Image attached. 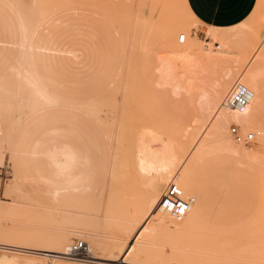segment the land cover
<instances>
[{"label":"bare ground","instance_id":"1","mask_svg":"<svg viewBox=\"0 0 264 264\" xmlns=\"http://www.w3.org/2000/svg\"><path fill=\"white\" fill-rule=\"evenodd\" d=\"M4 1L2 0L17 18L21 44L16 64L0 79L2 128L0 168L4 161L3 151L8 153L13 167L10 144L18 127L34 114L60 106L76 108L95 120L105 132L110 150L113 152L106 199L102 196L75 208L53 209L33 203L13 182L7 184L4 190L7 197L12 198V202L2 211V215L9 217V221L11 218L16 225L11 232L6 233L7 238L0 239V261L8 264H106L100 262L105 261L112 264L121 257L119 264H222L218 263L219 254H216V258H213V255L202 258L199 254L203 252V244L207 243L208 239H213L215 231L211 227L196 223L195 219L189 216V211L177 220L160 208L159 200L169 184L174 183L179 186L185 181L209 151H220L236 159L246 154L242 145L251 144L255 141V137L259 143L264 144V117H262L264 112L259 110L257 115L258 106L250 109L251 106L248 105L250 108L247 106L244 112L238 113L230 109L226 102L236 83L247 87L252 93V99L256 93L262 92L258 90V86L264 90V68L260 71L264 63L262 61L259 64V58L264 54V38H257V35L251 31L249 35L247 33L249 37H245V32H249V29L218 30L204 26L187 10L184 0H178L180 9L176 13L177 23L180 25L175 27V23L172 24L173 29L170 27L167 29L166 25L157 28L161 29L159 30L160 47L155 49L154 54L152 53L155 61L152 85L155 93L164 95L165 101L176 104V107L180 105L183 112L181 121L169 119L170 116L166 115L169 111L165 112L168 107H162L164 109H160L162 112L160 114L157 110L151 111L152 108L147 110L146 104L144 108L138 107L142 113L136 111L138 116H132L133 112L127 109L130 106L127 105V101L131 96L134 98L133 94L137 92L134 89V81H127L131 78L128 75L127 79L124 77L126 80L121 76L120 81L124 92L121 94L123 98L118 97V100L123 99L122 106L118 109L123 108L117 118H112L107 115L101 116L97 108L112 106L110 98H100L83 103L84 105L66 103L47 92L33 73L31 63L33 41L40 28L55 16L54 13L56 14L60 9L63 1L32 0L29 4L24 0ZM170 1L164 3V7H167ZM261 14L263 20L264 12ZM129 16H122L116 20H122L125 26L129 23L132 26L129 30L130 37L133 38L132 33L138 32L137 41L140 48L148 51L152 41L148 43L144 40L145 37L152 35L153 22L151 30L150 22L146 24L147 18H141L137 12L133 20ZM194 26L206 28L208 37L206 40H210L209 43L207 41L202 45L197 42L198 36L192 29ZM124 29L126 31V28ZM176 31L183 32L177 37L178 44L175 43ZM127 32L128 28L125 37ZM146 32L148 36H145ZM180 35L185 36L183 43H179ZM212 40L216 43H211ZM149 53L151 54V50ZM113 91L111 89L110 92ZM108 95L111 97L110 94L104 96L108 98ZM118 95L120 96V93ZM140 100L133 99L134 102ZM112 103L115 104V100ZM140 103L141 101L139 105L142 106ZM262 104L260 103L259 106L264 109V103ZM252 110L256 114H252ZM102 111L105 112V109ZM108 112L109 110L106 113ZM134 118L137 127L135 125L134 130L133 125L130 127L132 130L129 131L128 126ZM233 123L238 124L244 132L241 134L238 127L233 126L243 138L249 134L248 131L254 135V138L251 141L237 142L231 133L232 126L230 132L228 129ZM115 126L117 131L113 138L112 132ZM248 152L249 156H257L253 151ZM123 182H131L135 188L139 186V189H136L140 192L136 194L133 192L132 195L123 192L125 195H122L125 185L130 184L124 185ZM121 183L124 185L123 188H120ZM184 198L191 199L185 196ZM0 204L8 203L0 202ZM242 230L245 231L241 235L242 238L254 235L263 237L262 243L256 241L254 244L256 243V246H260L261 251H264V209ZM110 232L114 233L109 235ZM73 240L86 244L87 258L90 260L71 257ZM251 246H253L251 241L244 240L221 244V247H227L226 251H223L226 259L229 257L243 262L253 257V252L249 249ZM190 247L196 248L192 251L194 254L191 252L189 254ZM223 252L219 251L220 256ZM229 262L227 264H230Z\"/></svg>","mask_w":264,"mask_h":264},{"label":"rangeland","instance_id":"2","mask_svg":"<svg viewBox=\"0 0 264 264\" xmlns=\"http://www.w3.org/2000/svg\"><path fill=\"white\" fill-rule=\"evenodd\" d=\"M24 1L26 4H29L32 0ZM24 1H22V3L25 4ZM62 1L63 5L58 10L60 12L57 11L56 14L54 13L55 16L53 15L54 17L41 27L34 42L35 51L32 56L33 63L37 74L45 85L56 95L65 99L74 100L80 105L84 102L89 103L90 101L100 98H110V104L113 107L108 105L105 107L103 106L102 109L101 107L97 108L101 116L107 115L108 117L117 118L119 116L118 114L121 113H119V111L123 108L118 109L119 106H122L121 101L123 102V99L121 98L123 97L121 94L124 92V90L122 91L123 85L121 86L120 84L121 76L123 79H125L124 77L127 79L128 75V77L131 78H128L127 81H134V89L137 92V94H133L135 95L134 98L131 96L127 101V105L130 104L131 106H128L127 109L133 112L132 116L136 117L138 116V112L142 113V110L138 109L139 106L140 108L148 106L147 110L152 108L151 111L157 110L159 112L161 111L160 109L168 107V109L164 111H169V113L166 114L170 116L169 119L181 121L180 119L182 118L183 112L180 105H177V108L176 104L165 101L163 99L164 95L157 92L155 93L152 85V80L154 79L152 74L155 72L153 54L155 49L160 47L159 30L161 29L157 28L160 26L165 27L166 25L167 29H169L168 27L173 29L172 24L175 23V27L180 25L177 23L178 15L176 13L177 10L180 9L178 0H171L167 7H164L163 4L167 3L168 0ZM5 4L6 3L0 0V79L8 73L11 65L15 62L19 44V31L14 14L7 4ZM172 5L175 6L172 7ZM136 12L141 18H147L146 22H148L146 24L148 25L150 22V28L154 24L152 26L154 30L151 31V34L158 35L157 37H153L152 35L150 37H145V42L149 43L152 41V43L150 42L148 51H143V49L140 48L138 44L139 41H137L139 38L138 32L132 33L133 38L130 37L131 31L129 30H131L132 26H130L129 23V26H125L122 20H119L120 22L117 21L118 18L122 16L128 17L131 13L133 15H130L132 19ZM263 12L264 0H256L254 9L249 16L242 22L231 26L232 28L230 27L229 30L236 31L239 29L242 31V29H249V32H245L246 35L247 33L249 35L251 31L257 35V38H264V19L262 20L261 16ZM163 18L164 20H162ZM131 19L130 21L133 20ZM152 22L153 24H151ZM124 28H126V31L128 28L130 34L127 32L126 35L129 38L127 36L125 37L126 31ZM192 29L193 33L198 36V43L202 45L207 43V30H205L206 28L204 26H194ZM155 30L156 32H154ZM149 33L150 32H148V34ZM180 33L182 34L183 32L176 31L175 33L176 44H178L177 37ZM146 35L147 32L145 33V36ZM246 35L245 37H249ZM155 40L159 43H155ZM209 42L210 40L208 43ZM211 43H216V41L212 40ZM150 50L151 54L149 53ZM144 52H146V54ZM259 61V64H261L262 61L264 63V54L260 56ZM123 68H125L126 71ZM263 68L264 66L260 68V71H262ZM263 72H261V74ZM111 89L112 91L115 89V91H113V93L115 92L114 95L110 92ZM258 90H262V92L256 93L253 96L255 99L253 98L252 102L249 104L251 108L248 106L250 109H253V106H255V108L258 106L257 115H259V110L264 112V109H261L262 107L259 106L260 103H264V90L259 86ZM119 93L120 96L118 95ZM107 94H110L111 97L108 95L109 97L106 98ZM104 95H106V97ZM157 95H159V97ZM118 97L121 98L118 100ZM135 98H138V100H140V98L142 99L140 100L142 106L139 105L140 101H133ZM114 100L116 105L112 103ZM155 101L157 103H155ZM253 103L255 105H253ZM172 106L175 107V109ZM104 109L105 112L102 111ZM107 110H109L108 113H106ZM254 111H257V109H254ZM251 112L252 114H256L253 110ZM161 113L162 112H160V114ZM135 120L134 118L131 121L132 123L128 126L129 131L132 130L130 127H133V125V129H136L137 123H135ZM231 126H237L241 134L244 133L236 123L228 126L229 132ZM54 128H63L80 134L88 145L91 164L86 170L83 180L69 188H66L67 186H59L60 188H56L55 186L45 183L40 178V175L52 181H62L76 176L82 168L81 159L83 157L81 145L72 140V138L67 136L47 138L38 151L39 155L42 156L47 148L53 144L66 143L74 147L79 160L68 176L55 177L47 169L43 159H39L38 163L34 164L29 157H26L23 163L24 171L20 174L19 180L27 196L33 203L38 205H49L59 209L77 207L89 202L93 198H101L102 196L104 198L107 197V188H109L107 184L110 183L108 170L111 161V153L113 151L108 147V143L105 140V132L102 131V128L96 126L81 113L72 109L60 108L51 110L48 114L36 117L27 122L18 132L21 149L29 154L36 139ZM113 129L112 136L114 138L115 132L117 131L116 126L113 127ZM247 133L251 132L248 131ZM242 146L246 154L243 155L244 157H236V159L220 151H209L193 168L188 178L179 184V188L186 198H191L193 200V205L188 212L190 214L189 216L195 219L194 221L196 223L211 227L215 231L213 239H208L207 243L203 244L204 249H202L203 252L199 253L201 254L200 257H212L213 255V258H216L219 254V256H217L219 257L218 263L222 264L225 262L227 264L229 261L230 264H264V251H261L260 246H256V243L254 244L256 241H258L259 244L262 243L261 239H263V237H256V235L249 238L241 237V235L245 233L242 229L250 225L251 221L259 215L262 209H264V144L259 143L255 137L254 142ZM1 148L2 146L0 145V150ZM248 151H253L257 156H249ZM245 155L247 156L245 157ZM3 156L4 161L0 168V202L8 204H0V239H3V237L7 238L6 233H9V231L11 232L16 225L11 218L9 221V217L6 218L5 215H2V211L7 209L12 202V198L10 196L7 197L8 195H6L7 193L4 190L6 185L10 183L12 166L6 151H3ZM12 164L14 170L15 162L13 160ZM37 171H39L40 175ZM126 183L130 184L125 185ZM123 184L125 185V189H123V191L121 189L122 193L125 192L128 193V195H132L133 192V194L140 192L136 189L139 186L135 188L134 184H131V182H123ZM124 185L121 183L120 188H123ZM122 195L125 194L123 193ZM110 233L109 235H112L114 232ZM236 240L251 241L253 243V246L249 248L253 252V257L250 258L251 260L247 259V262H245L246 260L243 262L240 260H233L229 257H227L228 260L226 259V254L223 251H226L227 247H221V244L227 241H230V243L233 241L235 242ZM73 242L75 243V240L71 242L72 245L74 244ZM193 249L194 247L188 249L189 254L196 250V248ZM219 251L223 252L221 256ZM38 252L44 253L42 251ZM208 252L214 254H209ZM72 258L88 259L87 256H75ZM120 258L121 257L117 260L118 263L112 264H119ZM93 261L96 262V260ZM234 261H236V263H234ZM100 262L111 264V262ZM0 264L8 263L0 261Z\"/></svg>","mask_w":264,"mask_h":264},{"label":"crops","instance_id":"3","mask_svg":"<svg viewBox=\"0 0 264 264\" xmlns=\"http://www.w3.org/2000/svg\"><path fill=\"white\" fill-rule=\"evenodd\" d=\"M185 7L187 10L204 26H208L211 28H215L218 30H224L229 29L231 26H234L243 20H245L249 14L254 9V6L256 4V0H184ZM164 6V4H163ZM14 14V13H13ZM15 21L18 27L19 31V44H18V53L15 59V62L13 65H11L10 70L14 67L18 60L19 56V50H20V44H21V37H20V30H19V24L17 21V18L15 17ZM50 21V20H49ZM232 28V27H231ZM41 29V28H40ZM40 31V30H39ZM38 31V33H39ZM37 33V35H38ZM37 35L33 41L32 45V53H31V63H32V69L35 77L37 78L38 82L41 84V86L50 94L55 96L56 98L62 100L63 102L70 103V104H78L74 100H69L62 98L55 93H53L42 81V79L39 77V75L36 72L34 63H33V53L35 51L34 42L37 38ZM8 71V72H9ZM91 102V101H90ZM86 103V102H84ZM88 103V102H87ZM83 104V103H82ZM60 108H66V109H72L76 112L81 113L84 117L91 120L96 126H99L95 120H93L91 117H89L87 114L83 113L82 111L70 107V106H60V107H53L48 108L46 110H43L41 112H38L34 114L33 116L29 117L27 120H25L17 129L15 132L13 139L10 144V153H11V160L15 162L14 170L12 167V174L11 179L9 182H13L16 187L20 190V192L29 200H31L25 190L23 189L21 183H20V174L24 171L23 163L24 159L26 157H29L31 161L34 164H37L39 159H43L44 164L46 165L47 169L55 176V177H61V176H68L70 172L74 169L76 166L77 161L79 160L77 157V154L75 152V149L73 146L66 144V143H56L51 145L47 150L44 152V154L41 156L39 155L38 151L43 144L44 140L47 138L52 137H61V136H67L69 138H72L75 142L81 145V148L83 149V157H82V168L80 172L74 176L70 177L69 179H64L62 181H52L47 179L46 177H43L40 175L39 171L38 174L40 175V178L45 182L52 186H55L56 188H60L59 186H67L66 188L71 187L72 185L80 182L85 177L86 170L91 164V158L89 156V148L84 140V138L76 133L75 131L66 130L63 128H54L50 129L46 133H44L42 136H40L36 141L33 143L29 154L24 152L21 148V145L19 144V137L18 132L20 131V128L25 125L27 122L33 120L36 117L48 114L51 110H56ZM105 140L108 143V140L105 136ZM0 145L2 146V128L0 126ZM108 147L110 149V145L108 143ZM2 148L0 150L1 155ZM111 162V161H110ZM110 169V164H109ZM109 173V170H108ZM43 182V183H44ZM65 188V187H64ZM32 201V200H31ZM44 207L53 208V209H59L55 208L53 206L49 205H43L39 204ZM81 206V205H80ZM78 207V206H77ZM75 207H67L63 209H70Z\"/></svg>","mask_w":264,"mask_h":264},{"label":"built area","instance_id":"4","mask_svg":"<svg viewBox=\"0 0 264 264\" xmlns=\"http://www.w3.org/2000/svg\"><path fill=\"white\" fill-rule=\"evenodd\" d=\"M185 41V36L180 35L179 43ZM252 99L251 91L242 84L236 83L227 97V106L235 112L242 113L246 110ZM231 133L237 142L251 141L254 135L249 133L243 138L238 130L232 126ZM192 199H185L179 186L171 183L165 189L159 200L160 208L167 214L180 220L191 208ZM71 257L88 256V249L84 242H75L70 250Z\"/></svg>","mask_w":264,"mask_h":264}]
</instances>
